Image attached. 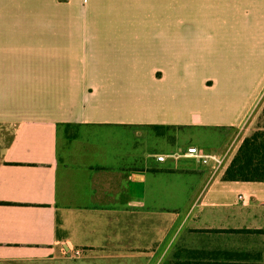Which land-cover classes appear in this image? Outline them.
Instances as JSON below:
<instances>
[{
  "label": "crops",
  "instance_id": "crops-1",
  "mask_svg": "<svg viewBox=\"0 0 264 264\" xmlns=\"http://www.w3.org/2000/svg\"><path fill=\"white\" fill-rule=\"evenodd\" d=\"M263 96L264 0H0V264H264V181L223 176Z\"/></svg>",
  "mask_w": 264,
  "mask_h": 264
},
{
  "label": "rangeland",
  "instance_id": "rangeland-1",
  "mask_svg": "<svg viewBox=\"0 0 264 264\" xmlns=\"http://www.w3.org/2000/svg\"><path fill=\"white\" fill-rule=\"evenodd\" d=\"M263 118L264 96L259 101V104L256 107L252 116H250L248 119L250 122L248 126L251 129V132L248 135H250L254 130H256L259 125H261V123L263 122ZM14 129L15 128L12 125L8 126L0 123V158L4 147L8 144L10 138L12 137ZM222 240L223 239H221V237L219 236L214 237L212 234L203 233H196L188 238L186 234L181 235V233L179 232L172 239L171 243H168L166 247L162 245L159 248L161 254L166 253L168 256L175 255L186 258L193 257L195 260L192 261H198L206 255H211L213 251H216V247L214 248L213 246L214 243H219Z\"/></svg>",
  "mask_w": 264,
  "mask_h": 264
},
{
  "label": "trees",
  "instance_id": "trees-1",
  "mask_svg": "<svg viewBox=\"0 0 264 264\" xmlns=\"http://www.w3.org/2000/svg\"><path fill=\"white\" fill-rule=\"evenodd\" d=\"M223 176L226 180L264 181V118L261 125L243 139Z\"/></svg>",
  "mask_w": 264,
  "mask_h": 264
},
{
  "label": "built area",
  "instance_id": "built-area-1",
  "mask_svg": "<svg viewBox=\"0 0 264 264\" xmlns=\"http://www.w3.org/2000/svg\"><path fill=\"white\" fill-rule=\"evenodd\" d=\"M189 153L191 154H195V155H202L204 156V163H207L208 161H211L214 163V168L218 169L223 165V158L215 155L213 152L211 151H206V152H202L199 148L192 146L189 148ZM160 159L163 158V156H159ZM65 252L69 255L72 256H79L83 253L82 248H70V249H64Z\"/></svg>",
  "mask_w": 264,
  "mask_h": 264
}]
</instances>
